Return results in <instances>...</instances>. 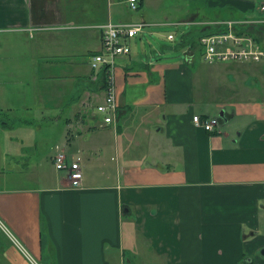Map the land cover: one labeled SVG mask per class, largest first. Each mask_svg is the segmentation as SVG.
Returning a JSON list of instances; mask_svg holds the SVG:
<instances>
[{
    "label": "crops",
    "instance_id": "1",
    "mask_svg": "<svg viewBox=\"0 0 264 264\" xmlns=\"http://www.w3.org/2000/svg\"><path fill=\"white\" fill-rule=\"evenodd\" d=\"M263 1L207 0L230 11L205 20L250 19L263 47ZM139 5L0 0V264H264V60L208 63L188 32L182 47L148 44L151 25L117 58L118 112L105 123L96 107L106 91L90 62L100 25L145 20L175 43L173 26L203 22L166 0ZM41 107L63 127L47 153L50 175L39 171L32 116ZM222 110L221 132L193 121ZM60 152L81 164L80 187L57 168Z\"/></svg>",
    "mask_w": 264,
    "mask_h": 264
},
{
    "label": "built area",
    "instance_id": "2",
    "mask_svg": "<svg viewBox=\"0 0 264 264\" xmlns=\"http://www.w3.org/2000/svg\"><path fill=\"white\" fill-rule=\"evenodd\" d=\"M131 9L140 7L139 0H128ZM259 11L264 13V1L259 6ZM252 20L228 19L216 21L212 25L215 31L200 37L202 58L208 63L232 62V61H262L264 60V48L261 47L253 36L240 33L241 28L246 27ZM155 24L145 20L135 22L108 21L100 25L102 29V49L91 56V66L94 71L93 79L98 78L97 73L105 69V99L96 107L102 115L105 123L116 120L118 112L117 87H116V62L122 55L131 53L130 38L139 35L146 27ZM41 27L30 29V32ZM168 39L173 40L174 35L169 34ZM193 121L196 125L210 132H221L222 127L217 116H202L195 114ZM55 163L58 169H67L73 187H80L83 178L82 166L78 161L68 162L63 152L57 154ZM5 230L8 229L3 226Z\"/></svg>",
    "mask_w": 264,
    "mask_h": 264
},
{
    "label": "rangeland",
    "instance_id": "3",
    "mask_svg": "<svg viewBox=\"0 0 264 264\" xmlns=\"http://www.w3.org/2000/svg\"><path fill=\"white\" fill-rule=\"evenodd\" d=\"M206 1L207 0H195V1H191V0H166L167 3H171L172 5H176L177 11H179V13H181V14L185 13L186 8L189 7L190 11L193 13H196L198 15L197 17L200 18L201 21H203V22L198 23V26H193V27H190V26L184 25V24H181L178 26H173L172 29L175 30V32L177 34V41L175 43L167 41L166 38L164 39L163 35L161 33V30H160L161 28L158 25H154L153 31H155V33L145 34V42L149 41L154 46H162V45H166V44L169 46H172V45L176 46L178 44V42L180 41L183 32H188L192 36H194L195 32L199 26L211 27V25H212L211 21L205 20V19H210V18L217 19L220 17H227L229 15L228 11H230V9L227 10V9L219 8L217 6H209V5H207ZM247 26H249V25H247ZM157 31H159L158 32L159 34H157ZM33 33H34V31H33ZM39 43L41 44V42H39ZM179 49L182 50V48H179ZM178 55L183 56L182 54H178ZM197 56L199 58H201L199 51H198ZM197 63H198V65L193 67V71H194V73L198 72V83L201 84V83L205 82V73L206 72L204 71V67L202 66L205 64V62L200 61L198 59ZM50 111H51L50 108L41 107V109L38 112V115L32 116L35 120V122H33V123H36V133H37L36 136H37V140H38L39 158L42 159L41 164L39 166V171L43 175H50L52 172V169L56 168L53 161L50 158L47 161L46 158H47V153L50 150L51 145L54 142L58 141V139L61 138V135H62L61 128H63L60 124H54L50 121V119H49L51 116ZM26 119L28 121H30V123H28L26 126H28L29 129L31 128L32 132H33L35 129L33 128L31 116L26 117ZM25 123L26 122H24V124ZM233 123H235V121ZM62 124L65 125V122L63 121ZM225 127H226V125H225ZM240 207H242V205L235 206L231 210V216H233L232 214L234 212L239 211ZM259 220H260V229H259L260 231H259L258 236H261L260 241H259L260 242L259 245H260V247H264V211L261 214V216L259 217ZM1 232H2V234H5V236H7L9 238V235L3 229L1 230ZM2 236H4V235H2Z\"/></svg>",
    "mask_w": 264,
    "mask_h": 264
},
{
    "label": "trees",
    "instance_id": "4",
    "mask_svg": "<svg viewBox=\"0 0 264 264\" xmlns=\"http://www.w3.org/2000/svg\"><path fill=\"white\" fill-rule=\"evenodd\" d=\"M248 27H249V26L244 27V28H241V29L239 30V32H240V33H245V34L251 35V36H253L254 39L257 41V38L253 35V31L250 30V29H248ZM215 30H216V28H214V27H212V28L209 29V30L201 29V31L199 32L200 34L198 33L199 35H198V34H195V35H198V36H196V37H195V35H194V36H191L192 39L189 40V43H190L193 47H197V48H199V49L201 50L200 43H199L200 37L203 36V35L206 34V33H209V32H211V31H215ZM188 39H190V37H189ZM186 41H187V38L184 36L182 39H180V41L178 42V44H177L176 46H178V47H182L183 45H185ZM263 48H264V46H263ZM199 49H198V50H199ZM93 72H94V71H93ZM97 75H98V78H97L96 80H98V81H97L98 86H100L101 88H105V80H106V71H105V69L100 70V71L97 73Z\"/></svg>",
    "mask_w": 264,
    "mask_h": 264
},
{
    "label": "water",
    "instance_id": "5",
    "mask_svg": "<svg viewBox=\"0 0 264 264\" xmlns=\"http://www.w3.org/2000/svg\"><path fill=\"white\" fill-rule=\"evenodd\" d=\"M218 119H219L220 125L226 124L227 118H226V112L224 110H222L219 113ZM262 252L264 253V249L262 250Z\"/></svg>",
    "mask_w": 264,
    "mask_h": 264
}]
</instances>
